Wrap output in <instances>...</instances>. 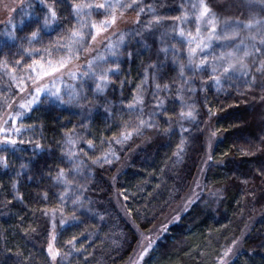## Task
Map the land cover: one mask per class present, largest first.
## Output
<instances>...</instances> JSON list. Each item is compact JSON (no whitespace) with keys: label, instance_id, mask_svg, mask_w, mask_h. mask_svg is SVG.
<instances>
[{"label":"trees","instance_id":"trees-1","mask_svg":"<svg viewBox=\"0 0 264 264\" xmlns=\"http://www.w3.org/2000/svg\"><path fill=\"white\" fill-rule=\"evenodd\" d=\"M23 2H3L0 27L14 13L11 8ZM4 4L10 7L5 9ZM124 12L55 76L79 73L116 34L136 29L140 23L136 9ZM138 61L135 57L126 62L123 73L127 77L138 72ZM165 72L173 76L171 70ZM198 105L201 128L185 146L180 161L174 155L176 143L148 129L130 139L112 166L103 165L94 172L88 196L103 223L84 253L68 264H127L136 252L139 232L154 237L141 264H223L228 249L232 257L227 264H264V92L251 111L225 96L198 100ZM39 114L33 112L26 120H35L52 140L53 128L67 114ZM108 129L96 117L90 137L100 141L112 132ZM206 137L211 140L210 155L206 154ZM196 176L201 178L200 195L179 215ZM115 196L120 199L119 210ZM53 235L32 191L22 190L17 199L9 171L0 165V264H57L48 251L49 245L54 250Z\"/></svg>","mask_w":264,"mask_h":264},{"label":"rangeland","instance_id":"rangeland-1","mask_svg":"<svg viewBox=\"0 0 264 264\" xmlns=\"http://www.w3.org/2000/svg\"><path fill=\"white\" fill-rule=\"evenodd\" d=\"M3 2L5 0H0V10ZM32 2L34 3V8L28 9V11L33 12L37 16L42 11H47L37 0H32ZM83 2L99 3L103 2V0H83ZM123 2L131 4L132 0H123ZM181 2L182 0H136L132 7L118 9L117 15L130 9H136L135 13L140 18V23L134 30H126L116 34L101 50H98L90 57L89 61L101 62L100 57H105L108 61L115 59L119 64V67L111 63L105 65L111 68L112 72L109 73L108 87L104 93L98 96L94 82L88 80L87 84H83L81 90V96L86 97V99L67 104L45 102L37 105L33 111L24 113L22 117L23 134L18 139H23L24 143H18L16 146L20 151L0 152V156H7V169L12 179V187L15 185L13 187L15 197L19 199L22 190L30 189L34 200L42 207L46 221L54 234L52 239L53 251L59 252L56 257L57 264H68L71 260L81 256L87 245L96 237L97 229L103 223V217L96 210L90 200L91 198L88 196L94 172L103 165L112 166L128 146L132 137L139 136L148 129H155L170 141L176 143L175 153H177L181 136L186 138V146L201 128L202 111L198 105V100L209 99L213 101L222 96L230 97L241 101L246 106V109L251 111L255 100L264 92V76L255 70V65L250 67L249 75L246 78L224 82L219 88L206 75H191L185 72L184 77L181 78L179 75V64L184 62L183 57L186 56V47L176 44L177 57L174 63L171 52L168 54L167 59L164 58L163 53L158 52L160 46L158 37L144 40L142 36L136 34L137 31L143 32V25L151 19L153 15L151 8H155L156 14L174 16L179 15ZM46 3L57 12L58 19L56 24L53 25L55 30L48 34L41 33V40L34 42L32 45H29L27 40L20 38L30 35L34 26L25 19V27L21 30L18 24L20 16L16 12L11 16L13 18L12 23L17 25L16 35L18 39L11 51L8 49L4 50L7 57L4 54H0V61L5 58L8 60L7 69L0 67V123L8 119L10 114L19 111V103L31 98L28 96L27 91L32 89L33 82L28 77L35 74L31 72L27 65L31 64L33 59L39 60L41 56L45 57V60L48 59V51L52 52L51 58L54 61L59 59L66 52V49L60 46L68 44L71 32L79 29L86 35L82 44L74 46V56L68 64L69 66L77 59V54L79 58L90 46L92 38L87 33L91 31L93 35L96 34L95 30L89 27L81 29L80 24L70 14L72 0H63L62 3L46 0ZM211 6L222 18L244 19V16H240V11L243 9L239 7V0H211ZM139 7H143L144 11L138 15ZM100 17L104 18L103 16ZM91 19L99 20L95 10ZM163 23L172 25L177 22L165 19ZM187 27L192 29L193 25L189 24ZM9 30H11V24L7 21L6 24L0 27V40L4 39L3 33ZM120 35H124L123 44L118 50L119 55L112 57L109 45L116 44L120 39ZM174 43L175 41L169 39L166 41V46ZM25 48H31L33 56L29 57L23 51ZM18 49L20 55L13 56V53L17 52ZM46 49L48 51H45ZM128 53H131V56ZM21 56L23 59H21ZM135 57L139 59L138 72L134 71L130 77H127L123 73L126 70V62ZM16 60H20L19 65L15 63ZM41 62L43 63L44 61ZM150 65H162V67L156 69L150 67ZM87 66L88 63L79 70V73H83ZM166 70L173 72L171 78L166 76ZM146 73L148 75L147 81H145ZM153 74L156 75V82L169 84L171 91H158L152 80ZM11 75H15L17 80L20 77L25 78V92L20 93L18 91L11 80ZM253 76L256 77V80L251 86L244 83L245 79L251 81ZM49 77L52 76L44 77L37 81V84H41ZM63 80L66 84H72L78 88L82 85V81L79 79L72 81L69 76L63 78ZM185 80L187 83L183 82ZM56 86L61 87L62 92L66 90L59 83V78ZM177 91L181 94L180 99L177 98ZM136 96L142 97L143 104L135 103ZM161 99L164 100V108L167 109V113L156 108ZM5 100L12 101L11 108L7 107L4 103ZM182 103L185 105L184 111L189 110L186 105L192 106L191 110L193 111L194 119H181L179 117ZM129 105H134L137 109H143V114L129 112ZM33 112L39 116V113H65L67 116L60 124H57L58 128H53V133L55 134L52 135L51 140L35 120H26V117L32 115ZM153 112L157 114L152 116ZM96 117L109 127L110 130L108 129L107 131H112L106 132V136H103L100 141L91 138L89 132L92 121ZM20 119H17V126H20ZM139 119L149 121L154 126L148 127L145 125L137 132L135 129L139 124ZM11 126L12 122L8 119V124L5 127L10 128ZM185 128L187 131H183ZM55 130L58 131L56 132ZM126 131L132 133L131 138L123 140L122 143H116V140L121 139ZM69 136L76 141L74 145L66 143ZM205 140L206 154L210 155L211 140L207 139V137ZM88 141L92 142L91 146H89ZM36 144H40L41 149H36ZM69 152L75 153L71 159L68 156ZM182 155L183 153H181L180 157L175 155V159L180 161ZM105 158H107V161ZM78 164L79 168H77ZM22 165L24 166L22 167ZM62 169L67 182L57 181L56 179ZM200 169H202V166H200ZM200 169L199 171H201ZM200 190L201 178L196 176L190 191L182 200L177 214L180 215L189 208L200 195ZM114 202L119 210L121 203L118 196L114 197ZM179 215L174 216L171 222H174ZM138 234L139 243L136 252L132 260L127 264H141L142 259L154 242V237L151 238V235L147 236V234L140 232ZM148 240L150 241L148 242ZM231 253L232 251L227 253L226 258H223L224 260L221 261L223 264H227L231 260ZM142 254L143 258L141 259Z\"/></svg>","mask_w":264,"mask_h":264},{"label":"snow or ice","instance_id":"snow-or-ice-1","mask_svg":"<svg viewBox=\"0 0 264 264\" xmlns=\"http://www.w3.org/2000/svg\"><path fill=\"white\" fill-rule=\"evenodd\" d=\"M47 11H42L39 16L28 9L34 8L32 0H24V2L18 8H11V11L16 12L20 19L18 24L20 29L25 27V19L30 21L33 25L30 35L22 37L20 39L27 40L29 45L41 40V33L48 34L54 31L53 25L57 22L56 10L46 3V0H37ZM54 2L62 3L63 0H54ZM136 0H132V3H124L123 0H103V2L85 3L83 0H72L70 4V14L80 24V28L89 27L95 30V33L106 32L110 27L117 23V10L130 8ZM3 7L8 9L10 6L4 4ZM239 7L243 10L240 11V16H244V19H232L230 17L222 18L217 11L213 10L211 6V0H182L179 5L180 13L174 16H163L156 14L155 8H151L153 15L151 19L143 25L144 31H137V35L142 36L144 40H149L153 37H158L159 48L158 52L164 54V58L167 59L168 54L171 52L173 56V62L175 63L177 52L175 51L176 44H180L181 47H186V56L183 57L182 63L179 64V75L184 77L185 72L191 75L202 74L211 79L214 84L219 88L227 81L240 80L246 78L249 75V69L252 65L256 66V71L264 76V0H239ZM96 11L97 16H103V19L92 20L93 11ZM103 10V11H99ZM144 8L139 7V13L143 12ZM123 13H121L122 15ZM165 19L176 21L172 25L163 23ZM13 18H9L8 23L11 24V30L3 33V40H0V54L5 53V49L11 51L15 46V42L18 37L16 35L17 25L12 23ZM139 22V21H137ZM193 25L192 29H189L187 25ZM174 34V35H173ZM86 34L79 29L71 32L70 42L65 45H61V48L66 49L61 57L57 60H53L52 52L48 51V59L41 56L39 60L33 59L31 64L27 67L31 69L34 76H29L28 79L32 80L33 87L28 91L30 99H25L18 104L19 111H15L14 114H10L8 119L11 120L12 126L10 128L5 127L8 124V119L3 120L0 123V152L7 153L11 151H20L17 149V144H23V139H18L23 134V120L24 113L31 112L33 109L42 103H58L67 104L73 101L79 102L86 97L81 96V90L83 84H87L88 80H92L95 84V91L97 95H102L105 89L108 87L109 73L112 72L111 68L106 67L107 63H111L119 67V64L115 59L108 61L105 57H100L101 62L89 61L88 67L83 73H77L69 71L67 75L72 80L79 79L82 81V85L78 88L72 84H66L61 77H59V83L64 86L65 91L62 92L61 87H57L56 73L61 72L71 62L74 56V46L80 45L84 41ZM93 40L96 39V35H93L90 31L87 33ZM169 39L175 41L174 44L166 46V41ZM124 35H120V39L116 44H110V55L117 57L119 55V48L123 44ZM155 42V41H154ZM219 49V51H217ZM29 57L33 56V50L31 48L23 49ZM20 55L19 49L13 53V56ZM131 56V53H128ZM78 58V54L76 56ZM21 59L23 57L21 56ZM41 61H44L43 63ZM17 65L20 64V60H16ZM0 67L4 69L8 68V60L5 58L0 61ZM159 69L162 65H150ZM115 74V73H113ZM52 76L53 79L46 84H37V81L44 77ZM11 80L17 87L20 93L25 92V78L20 77L17 80L15 75H11ZM148 80L147 73L145 74V81ZM152 80L155 83V87L158 91L168 90L171 91L170 85L167 83L161 84L156 82V75L153 74ZM256 77L253 76L251 81L247 79L244 83L251 86L254 83ZM187 83V81H183ZM177 98H181L179 91L176 93ZM67 97V99H66ZM4 103L8 108H11L12 101L5 100ZM136 104H143L141 96L135 97ZM188 111H184L185 105L182 103V110L179 113L181 119H194L191 105H186ZM156 108L160 111L167 113V109L164 108V100H159ZM129 112L143 114V109H137L134 105H129ZM157 113L153 112L151 115L155 116ZM20 119V126H17V119ZM151 118V117H150ZM147 125L153 127L149 121L139 119L135 131L139 132L140 128ZM187 131V129H183ZM131 132H125L121 139L116 140V143H122L123 140L131 138ZM67 144L74 145L76 141L69 136L66 141ZM91 141H88L91 146ZM186 144V138L181 136L179 151L175 153L177 157L181 156L184 152V146ZM36 149H41L40 144H36ZM35 151V149H34ZM74 152H69L68 156L71 159L74 156ZM107 161V158H105ZM81 163H83L81 161ZM0 165L4 168L8 167L7 156H0ZM24 165H22L23 167ZM79 168V164L77 165ZM264 171V168H262ZM57 181H65V173L62 169L57 175ZM15 187V185L13 186ZM63 199V197H61ZM49 255L53 260L59 255V252L53 251L51 245H49ZM147 251V250H145ZM230 252L231 249H228ZM227 255V252L225 253ZM143 254L141 255V259Z\"/></svg>","mask_w":264,"mask_h":264}]
</instances>
